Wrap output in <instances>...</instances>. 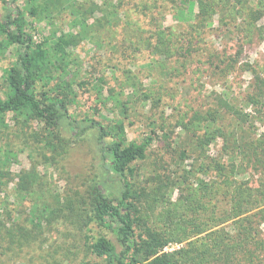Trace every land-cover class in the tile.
Returning <instances> with one entry per match:
<instances>
[{
    "label": "rangeland",
    "instance_id": "1",
    "mask_svg": "<svg viewBox=\"0 0 264 264\" xmlns=\"http://www.w3.org/2000/svg\"><path fill=\"white\" fill-rule=\"evenodd\" d=\"M77 1L87 9L93 8V3L102 9L86 16V27L79 24L81 12L57 15L51 10L39 18L29 13L27 0L15 2L24 10L25 31L36 44H55L61 35L73 36L79 42L63 58L60 69L38 75L36 94L40 98L45 93V97L54 98L68 94L74 119H96L109 130L123 122L129 141L153 138L147 159L133 165L138 173L134 188L142 196L134 203L138 211L132 209L131 213L139 230L148 223L159 231L176 232L165 252L189 249L195 253L211 231L223 227L237 235L234 220L202 234L189 226L192 209L204 212L201 203L197 207V200L212 194L210 211L221 212L233 186L227 183V175L220 177L215 166L221 158L227 160L223 141L210 139L208 145L198 147L204 129L189 131L186 125L192 123L195 112L217 105L215 93L233 94L238 101L232 103L243 105L256 75L254 70L264 67V40L260 34L249 37L239 30L236 34L220 31L216 16L197 48L206 43L207 51L217 52L221 60L232 56L238 62L227 77L218 79L213 78L218 62L211 65L207 56L189 58L185 47L164 60V55L155 50L157 40L151 29L171 26L180 34L188 26L176 18L178 10L172 9L171 0ZM146 3L159 7L158 14L152 9L155 19L154 15L144 16ZM5 14L0 0V20ZM239 19L243 22L244 18ZM260 23L264 25V19ZM143 39L149 40L143 44ZM16 59V49L0 30V99L10 93L7 76ZM4 122L3 127L0 125V222L14 235L24 229L36 240L31 245L26 242L14 256L1 254L8 244L0 240V264H82L95 260L82 219L91 208L94 183L104 177L95 138L79 140L69 132L61 136L28 113L8 114ZM211 125L216 130L221 124ZM251 128L254 137H261L264 121L257 120ZM202 150L203 156L213 161L209 166L202 161ZM1 170L9 175L1 178ZM23 175H27L28 190L18 188ZM252 180L254 186L264 184L260 174L255 173ZM107 181L108 194L120 198L118 182L112 176ZM261 210L264 205L251 213ZM253 218L260 223L258 216ZM257 232L264 239V223Z\"/></svg>",
    "mask_w": 264,
    "mask_h": 264
},
{
    "label": "trees",
    "instance_id": "2",
    "mask_svg": "<svg viewBox=\"0 0 264 264\" xmlns=\"http://www.w3.org/2000/svg\"><path fill=\"white\" fill-rule=\"evenodd\" d=\"M171 1L172 9L178 10L176 18L179 22H187L188 26L180 34L171 26L157 27L154 31L151 29L157 40L154 44L155 50L164 55V60L170 59L177 51L186 47L189 58L201 54V57H208L211 65L214 64L213 61L218 62L213 78L227 77L229 71L238 63L236 59L230 56L221 60L217 52L207 51L206 43L197 48L209 28L213 27L217 15L220 31L236 34L235 30H239L247 32L249 37L260 34L264 40V25H260L264 19V0ZM2 2L6 14L0 20V30L6 36L8 44L16 49L17 59L8 71L10 93L5 99H0V125L3 127L4 117L8 114L28 113L61 136L62 133L69 132L73 138L79 140L95 138L99 149L104 177L94 183L91 208L82 218L85 228H88V248L95 260L84 261L82 264H182L183 261L188 264L187 260L189 264H264V239L257 232L258 226L264 223V210L251 213L264 205V184L254 186L252 180L255 173L264 177V134L254 137L253 131L251 132V126L257 120L264 121V75H261L264 67L260 71L254 70L256 75L249 92L242 100V106L232 103L238 101L233 94L215 93L217 105L209 107L207 111L195 112L192 123L186 125L189 131L204 129L198 147L208 145L210 139L223 141V152L227 160L221 158L215 166L220 177L227 175V183L233 186L221 212L210 211L212 194L197 200V207L201 203L204 212L192 209L189 226L197 234H202L234 220L233 227L237 235L223 227L211 231L195 253H190L189 249L165 252L176 232L159 231L148 223L139 230L131 213L132 209L138 211L134 203L142 196L134 188L138 173L133 165L147 159L153 138L146 137L140 142L129 141L123 122L112 125L109 130V126L96 119H74L69 111L68 94H64L63 98H54L45 97V93L44 98H40L36 94L38 75L45 70L60 69L64 64L63 58L79 42L73 36L61 35L55 44L48 41L36 44L33 37L25 31L24 10L15 6L16 0ZM27 4L30 5L29 13L39 18L51 10H56L57 15L68 11L72 14L81 12L78 16L79 24L85 27L88 25L86 16L102 10L96 3L92 4L93 8L87 9L84 3L77 0H27ZM158 8L156 5L150 7L146 3L143 6L144 16L158 14ZM239 17L244 18L243 22ZM145 40L149 39H143V44ZM213 122L221 125L212 130L210 124ZM196 135L194 136L197 137ZM203 153L204 150L200 151L202 161L209 166L213 161L206 155L203 156ZM2 162L0 159V164ZM2 172L1 170V178L9 175ZM26 176L20 177L18 188L29 189ZM111 176L120 185V198H112L107 192V179ZM208 187L206 185L205 190ZM251 205L255 208H249ZM253 216H258L260 223ZM6 226L0 222V240L8 244L7 247H2L3 256L17 255L18 249L21 250L24 244L31 245L35 242V236L29 231L21 229L22 233L14 235L13 230Z\"/></svg>",
    "mask_w": 264,
    "mask_h": 264
}]
</instances>
